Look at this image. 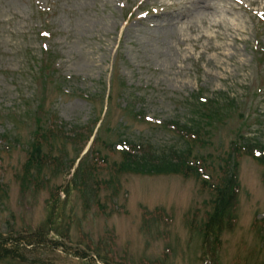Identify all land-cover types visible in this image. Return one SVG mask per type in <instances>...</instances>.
I'll list each match as a JSON object with an SVG mask.
<instances>
[{"label":"rangeland","instance_id":"374dc122","mask_svg":"<svg viewBox=\"0 0 264 264\" xmlns=\"http://www.w3.org/2000/svg\"><path fill=\"white\" fill-rule=\"evenodd\" d=\"M257 47L264 49V0H0V248L17 249L0 264H264L262 167L249 155L238 156L234 218L218 243L198 232L210 208L201 176L116 171L120 156L107 147L91 191L68 185L75 163L68 165L88 144V130L71 136L73 125L90 127L100 116L106 140L126 136L167 151L183 142L170 120H187L196 92L233 97L237 108L212 145L195 141L197 157L207 163L206 153L226 149L238 124L264 141ZM45 54L56 70L48 80L36 68ZM41 98L65 125L42 147L50 160L42 182L25 186L19 175ZM61 153L67 160L55 165L51 156Z\"/></svg>","mask_w":264,"mask_h":264},{"label":"trees","instance_id":"16d2710c","mask_svg":"<svg viewBox=\"0 0 264 264\" xmlns=\"http://www.w3.org/2000/svg\"><path fill=\"white\" fill-rule=\"evenodd\" d=\"M48 56L49 54H45L39 59V64L36 66L43 80L52 79V75L54 77V72L56 73V70L49 62ZM255 56L257 63L263 62L264 49L257 47ZM114 75H110L106 92V86L102 91V97L105 95L106 104L113 97L111 92L113 85H115ZM116 78L118 79V90H120L125 84L120 77L116 76ZM200 93L196 92L186 100L185 104L189 112L187 120L183 122L170 120L173 129L179 133L183 142L179 147L172 148L168 146L167 151L156 152L153 148L150 149L148 143L142 145V141L129 140L126 136H118L115 141L106 140L100 133L99 127L104 120L100 116L96 117L90 127L73 125L71 136H81L84 134L83 130H88L84 136V145L94 129L95 131L86 151L81 156H79V151L75 158L71 159L68 167H72L75 159L79 157L69 177L68 185L78 189L82 194L85 191H91L92 184L97 183L101 179L98 178V169L100 167L98 164L100 161L106 163V153L103 152V149L107 147H112L113 150L117 149V153L120 156L119 161H113V168L116 171L171 172L185 175L193 174L195 177L201 176V181L206 182L210 187V208L206 211L205 219L199 224L198 232L201 235L203 234L204 238L212 237L213 242L218 243V234L221 232L222 227L230 224L231 219L234 218L233 211L239 186L237 176L238 156L241 154L249 155L260 164L262 167L261 180L264 183V141L259 140L255 136L244 134L240 131L241 127L238 124L236 129H230L233 137L229 140L226 149L219 150L216 147L213 153H206L205 155L209 159L207 163V159L203 158L202 155L197 157L196 154L191 152V147L195 145V141L212 145V136L215 135L219 127L221 128L232 118L237 109L234 104L235 98L233 97H226L225 100L222 95L207 97ZM130 101V95L128 94L126 95L123 108H127L129 113ZM42 104L41 98V101L36 103L33 125L29 130V138L27 140L29 149L19 175L20 182L25 184V186L31 180H34L36 185L42 182L44 166L50 163L49 155L44 153L42 147L46 145L51 148L56 137L60 136V127L65 125L51 109H43ZM39 112L40 114H38ZM105 113L106 108L103 115ZM131 113L135 116L138 114L142 115L140 110L132 111ZM237 114L242 118L241 122H243L245 116L243 117L242 113ZM97 122L98 124L96 125ZM2 135L5 136V132ZM15 139L17 140V138ZM62 153L58 154V156H51L55 161V165L59 163L62 165L67 160ZM204 167H209L212 172H203ZM11 251L17 253L16 248L1 246L0 256H7L8 254L13 256Z\"/></svg>","mask_w":264,"mask_h":264},{"label":"bare ground","instance_id":"6f19581e","mask_svg":"<svg viewBox=\"0 0 264 264\" xmlns=\"http://www.w3.org/2000/svg\"><path fill=\"white\" fill-rule=\"evenodd\" d=\"M159 5H160V8L162 9V10H164L165 9V6L167 7V4H165L164 2H160V3H158ZM158 6V5H157ZM205 6V5H204ZM206 7V6H205ZM157 12V11H156ZM155 12V13H156ZM146 20L148 21V20H150L149 18H146Z\"/></svg>","mask_w":264,"mask_h":264}]
</instances>
